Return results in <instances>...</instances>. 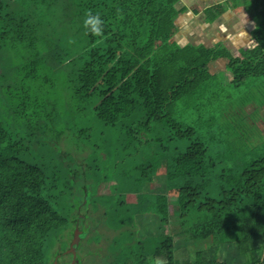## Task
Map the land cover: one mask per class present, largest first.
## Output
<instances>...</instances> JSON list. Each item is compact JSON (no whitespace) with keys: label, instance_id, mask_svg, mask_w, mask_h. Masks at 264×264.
<instances>
[{"label":"trees","instance_id":"1","mask_svg":"<svg viewBox=\"0 0 264 264\" xmlns=\"http://www.w3.org/2000/svg\"><path fill=\"white\" fill-rule=\"evenodd\" d=\"M178 2L0 0V264H52L46 246L67 231L68 219L72 231L95 220L93 238L104 233L123 243L108 264H230L222 247L241 264H264V0L248 2L255 46L239 60L220 46L179 47ZM89 12L104 22L99 36L84 29ZM204 15L211 24L220 11L211 6ZM220 60L230 81L212 66ZM220 77L255 89L240 112L258 119L250 134L240 132L246 149L232 160L225 156L233 140L229 149L222 133L205 141L180 115L193 98L232 107L231 97L213 91L227 85ZM218 116L227 113L203 123L212 128ZM160 160L162 191H143ZM97 161H110L112 178L121 180L89 195L81 177L99 175ZM122 184L135 199L125 207ZM96 197L102 205L94 207ZM143 215L158 218L167 233L140 237L136 225L122 222Z\"/></svg>","mask_w":264,"mask_h":264},{"label":"rangeland","instance_id":"2","mask_svg":"<svg viewBox=\"0 0 264 264\" xmlns=\"http://www.w3.org/2000/svg\"><path fill=\"white\" fill-rule=\"evenodd\" d=\"M201 28H198L194 30L195 33H200ZM190 36L187 33L185 34V30H182L180 34L177 35L178 41L177 42L174 38L175 43H177L179 46L182 45L184 42H180L182 38L187 39V37ZM192 44L191 42H189ZM202 48V47H200ZM204 51V50H201ZM233 57H239L238 54H233ZM215 70H223L224 76L229 77L231 73L227 71L225 68V62H216L212 65ZM211 67V66H210ZM221 73V74H222ZM218 77V75L216 76ZM222 79H219V82L222 84H227L226 80H223L224 77H220ZM213 91L218 93V98L219 99H225L226 97H231L233 102L231 104L232 107H228L227 110L224 109H218L219 103L217 100H213L211 98L210 101L207 100V98L202 99L200 102H196L195 99L193 98L190 100V103L187 105L188 107H181L180 109V115L182 119L187 123L190 124L191 127L195 128L197 131L198 135L203 136L205 141L208 139L213 140V138H218L220 134L222 133L221 136H223L222 143L224 144L225 147H228L227 142L233 140V145H230L232 149L228 150L226 154L225 159L226 160H232L231 153L237 151L243 152L246 149V146L242 144V142H237V138L240 135V132L246 134H250V132L254 129V125L251 124L252 121H257L258 116H254V118H248V116H244L240 111L243 109L244 103L242 102L243 99H247L251 94L255 92V89L250 90L249 87L243 86L239 88H234L232 85L230 86L229 84L225 85L223 89L221 88H215ZM253 91V92H252ZM61 105L64 104L63 112L66 108L65 106V101L64 98L62 97V100H60ZM200 103V104H199ZM198 105V107L193 108L195 105ZM202 108H201V107ZM68 110H66L67 112ZM264 111V108H263ZM247 113H251L252 109L251 107L246 108ZM212 113H227V117L224 118L223 116H218L217 121L216 119L213 122L214 127L209 128L207 124L203 123V119L209 118ZM263 114H260V117H263ZM250 124L252 125L251 129L249 130ZM212 125V126H213ZM260 136L264 139V125L262 122H260ZM212 129V130H211ZM212 131V133L210 132ZM219 132V133H218ZM228 132V134H227ZM110 141L112 142L113 146L116 144L114 136L110 134ZM77 141H75L76 145ZM216 143V142H215ZM227 144V145H225ZM257 144V141L254 140L252 141V146ZM75 145L74 147L67 146L65 144V148L72 152L76 153L75 151ZM211 145H214L213 143ZM177 147L184 148V144L180 143L177 144ZM112 149V147H110ZM229 149V147H228ZM146 153H149V151H146ZM154 154V149L152 152ZM76 156H79L75 154ZM234 157V153H233ZM142 157L136 158V160L132 161L131 163H122V167L125 169L132 168L133 165L135 164H140L142 163ZM99 162L97 161V165L100 168L99 175H92L89 178L81 177V181L83 183L87 182L86 184L88 185V193L89 195H95L97 193H108L110 192V184L112 183H117L121 180L120 177L116 176L115 178H112L111 174V165L112 163L110 161H104ZM156 171L151 177V182L146 185L144 184L143 186V191H146L148 193H154L158 191H162V184L165 176V162L163 160L158 161L155 163ZM79 184V183H78ZM119 184V183H118ZM127 185H121L119 186V190L122 191V194L118 197L119 203L122 207H125L127 203L133 202L134 195L125 193L128 188H125ZM130 190V189H129ZM216 191V189H214ZM175 196V191H170L168 193V198L169 200H172ZM99 197L94 198V204L93 206L96 207L98 205H102L100 202ZM94 221H88L86 225H81L80 228L83 230L81 234V230L77 228H74L72 231L71 226L75 225V222L72 224V221L68 219V224L69 226L67 228V231L64 233H55L53 236L50 238V241L48 242V245L46 246L45 250V260L52 261L54 264L55 260L58 259L57 256L60 255L59 261L63 262L65 264H108L109 260L112 259V254L120 250L121 248L124 247L123 243H113V239L111 235H105L102 233L103 237L101 238V234H98L93 238L92 231L95 230L96 228V222L95 224L93 223ZM122 222L127 223V224H134L136 225V234L139 233L140 237L143 236H155V235H162L167 233V228L163 227L159 224L158 218L153 217V216H136L133 218L126 217L122 220ZM76 229L79 230L80 235L79 241L81 240V247L77 250L76 254L73 255V257L66 252L69 250V246L71 242L73 241V234L76 231ZM95 232V231H94ZM176 241L178 242L179 239L176 238ZM79 243V242H78ZM98 243V244H96ZM94 244V246H93ZM220 255L222 260H225L227 263L229 262L230 264H241L242 259L238 258L234 252H230L229 249H226L222 247V250H220Z\"/></svg>","mask_w":264,"mask_h":264},{"label":"crops","instance_id":"3","mask_svg":"<svg viewBox=\"0 0 264 264\" xmlns=\"http://www.w3.org/2000/svg\"><path fill=\"white\" fill-rule=\"evenodd\" d=\"M248 2L250 0H179L176 21L178 32L174 39L179 42L177 35L182 30L190 36L182 38L180 42L184 43L177 45H194L203 50L220 46L228 50L232 57L238 54L239 57L233 58L239 60L244 51L255 46L253 32L257 22L250 15L252 11L248 8ZM211 6L220 11V15L209 24L204 19V11ZM198 26L201 28L200 33H195ZM228 80H231V76Z\"/></svg>","mask_w":264,"mask_h":264},{"label":"clouds","instance_id":"4","mask_svg":"<svg viewBox=\"0 0 264 264\" xmlns=\"http://www.w3.org/2000/svg\"><path fill=\"white\" fill-rule=\"evenodd\" d=\"M83 26L87 33L99 36L103 32L104 22L98 13L89 12L83 20Z\"/></svg>","mask_w":264,"mask_h":264},{"label":"water","instance_id":"5","mask_svg":"<svg viewBox=\"0 0 264 264\" xmlns=\"http://www.w3.org/2000/svg\"><path fill=\"white\" fill-rule=\"evenodd\" d=\"M79 234H80L79 230L76 229V231L73 234V241L71 242L69 246V250L66 252L67 254L72 253L73 255H75L74 246L77 245L79 242V239H78ZM54 264H57V259L55 260Z\"/></svg>","mask_w":264,"mask_h":264},{"label":"flooded vegetation","instance_id":"6","mask_svg":"<svg viewBox=\"0 0 264 264\" xmlns=\"http://www.w3.org/2000/svg\"><path fill=\"white\" fill-rule=\"evenodd\" d=\"M71 254V253H70ZM57 264H65L63 262H60L59 259H57Z\"/></svg>","mask_w":264,"mask_h":264}]
</instances>
